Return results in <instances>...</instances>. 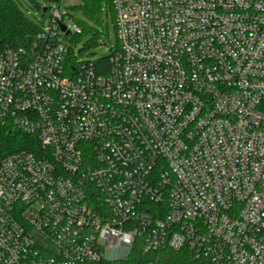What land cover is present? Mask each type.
Returning a JSON list of instances; mask_svg holds the SVG:
<instances>
[{
	"label": "built area",
	"instance_id": "obj_1",
	"mask_svg": "<svg viewBox=\"0 0 264 264\" xmlns=\"http://www.w3.org/2000/svg\"><path fill=\"white\" fill-rule=\"evenodd\" d=\"M112 3L105 74L61 5L0 39V129L37 141L0 155V264H264V0Z\"/></svg>",
	"mask_w": 264,
	"mask_h": 264
},
{
	"label": "trees",
	"instance_id": "obj_2",
	"mask_svg": "<svg viewBox=\"0 0 264 264\" xmlns=\"http://www.w3.org/2000/svg\"><path fill=\"white\" fill-rule=\"evenodd\" d=\"M55 1L58 2V5H61L62 0ZM38 7L40 8L39 5ZM105 7L109 14H111L113 20L115 11L112 0H80L79 4L71 8L83 14L89 21L101 25V23H103L102 15ZM75 23L82 28V33L76 35L89 36L85 45L80 49L81 54L103 43V33L91 26L90 23L81 20H76ZM41 30L42 28L40 26L28 20V17L20 8L18 0H0V39L5 46L19 49L24 47L29 48L35 44L43 46L44 43H54L56 37L55 39L47 37V39L39 40L37 35ZM73 36H75V34L71 35L70 39H72ZM67 38L69 37L67 36ZM72 49V47L69 49L66 58V65L69 71H74L73 69L77 68L78 62V57L75 56ZM110 57L111 54L109 53L107 56L98 59L87 58L86 61L88 65L92 66L96 73L105 74L109 71L111 66ZM91 60L93 62H90ZM33 141L37 144V141L30 135L19 130L7 131L5 129H0V155H6L20 149L34 150L35 144H32ZM168 254L167 257L161 260L162 264H202L200 261L193 259L186 251H169ZM149 257H151V255H149Z\"/></svg>",
	"mask_w": 264,
	"mask_h": 264
},
{
	"label": "rangeland",
	"instance_id": "obj_3",
	"mask_svg": "<svg viewBox=\"0 0 264 264\" xmlns=\"http://www.w3.org/2000/svg\"><path fill=\"white\" fill-rule=\"evenodd\" d=\"M80 0H62L61 1V8L64 11H67L68 14L65 17V23L70 26L72 22H75L76 20L85 21L87 23H90L91 26L98 29L103 33L102 35V44H100L96 48H91L89 51H86L85 53L81 54L80 49L85 45L87 40L89 39V36H79L75 35L71 38L69 35L66 39V43L68 45H71L75 56L78 57V59H98L104 56H107L110 53V49L112 46L117 45L118 39L115 32V28L113 26L112 18L108 12V10L104 9L103 15H102V22L101 25L96 24L92 21H89L86 17L83 16L80 12L75 11L73 8H71L74 5L79 4ZM18 3L20 5V8L22 11L26 14L28 17V20L35 25L40 26L41 28L47 27L50 24V18L52 10L58 5V2L55 0H18ZM40 6V8L38 7ZM47 7V11H44V8ZM105 30V31H104ZM104 31V32H103ZM168 255V252H166L163 256Z\"/></svg>",
	"mask_w": 264,
	"mask_h": 264
},
{
	"label": "water",
	"instance_id": "obj_4",
	"mask_svg": "<svg viewBox=\"0 0 264 264\" xmlns=\"http://www.w3.org/2000/svg\"><path fill=\"white\" fill-rule=\"evenodd\" d=\"M44 11H45V12L47 11V7L44 8Z\"/></svg>",
	"mask_w": 264,
	"mask_h": 264
}]
</instances>
